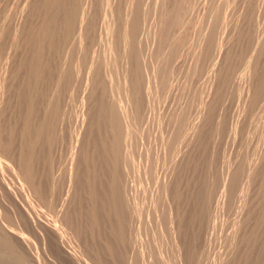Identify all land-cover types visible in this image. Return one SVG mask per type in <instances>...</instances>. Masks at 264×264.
<instances>
[{
    "label": "bare ground",
    "instance_id": "bare-ground-1",
    "mask_svg": "<svg viewBox=\"0 0 264 264\" xmlns=\"http://www.w3.org/2000/svg\"><path fill=\"white\" fill-rule=\"evenodd\" d=\"M0 197L23 264H264V0H0Z\"/></svg>",
    "mask_w": 264,
    "mask_h": 264
},
{
    "label": "rangeland",
    "instance_id": "rangeland-1",
    "mask_svg": "<svg viewBox=\"0 0 264 264\" xmlns=\"http://www.w3.org/2000/svg\"><path fill=\"white\" fill-rule=\"evenodd\" d=\"M204 74V73H203ZM200 75V79H199V76H198V78H197V80H196V85H200V83H201V85L198 87L200 90H201V88L203 87V85H204V83H205V81H206V78L203 80L202 79V77L204 76L205 77V74L202 76V74H199ZM202 79V80H201ZM198 80H201V81H198ZM202 81H204V82H202ZM198 82H200V83H198ZM203 84V85H202ZM233 87H235V88H233ZM232 88H231V90H230V92H229V96H228V98H227V100H226V103H225V105H226V110H227V115H228V119L230 118V116H232V114H234V112H235V110L237 109V106L239 105V88L236 86V85H234ZM196 88H197V86H196ZM198 88H197V90H196V92H197V95L200 93L199 91L200 90H198ZM235 89V90H234ZM236 91V92H235ZM199 92V93H198ZM234 93H236V94H234ZM235 95L234 97L232 96H230V95ZM238 95V96H237ZM197 97V96H196ZM229 97H231L232 98V100H228V99H231V98H229ZM236 98H238V99H236ZM233 99H234V101H233ZM229 101H233V103L232 102H229ZM230 105H229V104ZM231 103H232V106H231ZM238 104V105H237ZM162 105V104H161ZM163 106V105H162ZM231 106V107H230ZM239 107V106H238ZM230 108V111L228 110V109ZM233 111V113H232V111ZM229 112V113H228ZM228 119H227V122H226V124L224 125V127L222 128V132H221V134H220V136H219V139H218V142H217V146H216V151H217V161H216V164H217V166H216V173H215V178L214 179H216V180H214V184H213V188H215L216 187V185H218V183H219V180H220V173H221V169L220 168H222V164H225L227 161H228V159H229V157L228 156H231V154H232V151H233V148L231 147L232 146V140H230L231 139V136H229L230 134H228L229 133V128H228ZM224 129V130H223ZM227 130V131H226ZM224 131V132H223ZM223 133V134H222ZM153 137H154V134L152 135ZM227 136V137H226ZM152 137V138H153ZM222 137V138H221ZM225 141H224V140ZM226 139H228V140H226ZM223 140V141H222ZM227 142V143H226ZM226 143V144H225ZM229 143H230V145H229ZM218 145H219V147H218ZM222 145V146H221ZM229 145V146H228ZM220 148V150H218ZM219 152V153H218ZM224 153V154H223ZM230 153V154H229ZM220 154V155H219ZM226 154V155H225ZM219 157H221V158H219ZM218 159L220 160L219 161V163H218ZM226 161H225V160ZM224 162V163H223ZM222 165V166H221ZM156 166V165H155ZM156 168V167H155ZM161 168H163V169H165L162 165H160V167L158 168L159 170L161 169ZM162 170V169H161ZM217 174V175H216ZM218 175H219V178H218ZM0 200L2 201V198L0 197ZM3 202V201H2ZM230 206H231V209H230ZM229 207V211H228V209L227 208H225L224 210H223V213L221 212L220 213V220H218V223H217V226H216V228H215V230H214V232H213V239H212V242H211V244L214 246V247H216V248H214L213 246H211V250H212V253H214L215 251V253H219V252H222L223 250H225V247L226 246H223V244L224 245H226V243H225V238H226V236H227V234L229 233V231H230V228H231V224H232V221H233V219H232V217L234 216V212L232 213V209H233V207H232V205H229L228 206ZM5 211H6V213H5V220L8 222V223H10V224H14L15 223V219H14V216H13V214H12V211L7 207L6 209H5ZM11 211V212H10ZM234 211V210H233ZM224 212H225V214H224ZM232 213V214H231ZM222 214H224V215H222ZM227 214V215H226ZM224 216V217H223ZM230 216V217H229ZM232 216V217H231ZM227 218V219H226ZM231 218V219H230ZM234 218V217H233ZM230 219V220H229ZM14 220V221H13ZM223 220V221H222ZM228 220V221H227ZM221 225L220 227H219V225ZM224 224H226L227 225V227L228 228H225L226 227V225H224ZM222 225H223V227H222ZM226 231L225 233H223V231ZM219 233H220V235H219ZM151 234V233H150ZM215 235V236H214ZM216 235H218V236H216ZM150 236L151 235H149V239H150ZM222 236V237H221ZM217 237V238H216ZM219 237V238H218ZM223 237H224V239H223ZM221 239V240H220ZM223 239V240H222ZM217 241V242H216ZM216 243H218V244H216ZM219 243H220V245H219ZM217 246H216V245ZM219 245V246H218ZM212 247H213V249H214V251H213V249H212ZM220 247V248H219ZM2 248V249H1ZM3 248H5V247H3V246H1L0 245V251L2 252V253H4V251L6 252V253H4V255L8 258V260H9V262H11L12 261V263H9V264H23L20 260H18V257H20V255H22L23 253H24V255H25V257L26 258H28L29 259V255H28V253H26L25 252V250H24V248L22 247V246H19V245H17V250L16 251H11V252H9L7 249H3ZM217 249V250H216ZM3 250V251H2ZM220 250V251H219ZM0 252V253H1ZM10 256H11V258H10ZM28 259H27V261H28ZM170 263H173V262H170Z\"/></svg>",
    "mask_w": 264,
    "mask_h": 264
}]
</instances>
